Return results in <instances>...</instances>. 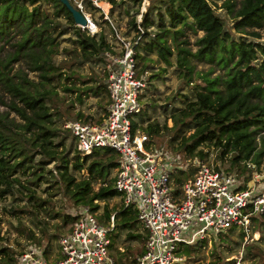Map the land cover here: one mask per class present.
Returning a JSON list of instances; mask_svg holds the SVG:
<instances>
[{
    "label": "trees",
    "instance_id": "trees-1",
    "mask_svg": "<svg viewBox=\"0 0 264 264\" xmlns=\"http://www.w3.org/2000/svg\"><path fill=\"white\" fill-rule=\"evenodd\" d=\"M50 1L55 5L51 13L43 6ZM68 1L78 9L72 0ZM108 1L116 4L115 0ZM133 1L140 5L142 0ZM85 2L96 8L91 0ZM213 3V0H150L138 22L135 16L129 20L124 35L133 33L134 41L139 37L137 43L133 44L136 66L145 60L141 53L156 54L159 60L171 64L170 58L175 52L176 65L187 84L191 81L193 71L190 57L214 62L219 68L225 69L223 75L212 78L207 72H196L204 84L195 85L193 99L188 100L184 96L183 107L175 113L171 112V127L157 122H147L142 127L141 124L146 121L144 115L147 114V103L132 119L131 132L134 134L141 128L147 136H157L162 130L176 129L169 139L172 144L180 138L173 147L175 152L190 160L194 157L204 159L207 154L203 148L213 146L218 150V158L228 161L229 169L226 171L247 172L251 175L253 169L260 171L259 165L264 157V43L255 40L260 37L257 32L245 28L264 27V0H240L237 9L236 0H224L222 3V7L236 20L235 30L252 36L253 40L243 36L233 38L224 18L216 13ZM61 17L65 19V24ZM103 22L115 32V27L109 24L108 19ZM189 25L203 32L196 40L198 48L195 52L185 46L186 41L180 39L184 27ZM66 27L72 30V42L76 44L74 48H64L70 56L91 63H105L109 61L107 53L118 55L102 31L91 33L87 28L81 29L75 25L70 11L61 0H0V40L15 39L13 52L4 58L0 57V87L12 98L9 107L24 120V123H18L9 119L5 112L0 113V197L12 195L16 198V195L23 193L20 189L23 188L29 191L27 197L33 198L34 191L23 185L21 175L27 183L37 185L45 169L42 164L53 161L74 203L88 205L92 211H96L100 209L99 201H104L98 220L106 223L115 211L114 230L125 231L126 240L143 241L144 231L136 210L122 208L120 202L117 210L109 208L107 204L111 198L119 195L114 188V178L110 177L111 171L117 166L119 154L106 147L97 148L89 154H80L74 146L73 152L76 153L69 158L65 153L67 134L62 133L59 127L48 125L53 122L52 119L48 120L47 103L52 102L55 94L48 85L55 76L61 75L54 57L59 52L61 37L68 31ZM17 60H22L28 70L36 72L40 80L36 82L28 78L23 71H16L12 75L10 64ZM144 67L141 65V68ZM74 73L71 72L66 78L73 79ZM219 84L223 85V89L219 88ZM64 89L74 92L77 100H81L82 94L100 96L107 92L106 84L96 80L90 86L79 87L73 83V86H65ZM106 114L107 108L104 109L103 117ZM76 119L93 120L91 115H83L80 111L76 113ZM189 129H193V132L185 137L183 132ZM57 138L60 140L56 142ZM73 142L75 145L72 138L70 146H73ZM151 142H146L145 146L149 147ZM36 156L39 158L36 159ZM248 164H253L254 168ZM83 170L86 175L77 180L73 172ZM45 172L52 174L50 169ZM183 176L182 172L174 175L175 181L180 182ZM96 183H100V186L94 190L93 185ZM261 217L264 221V213ZM65 218L67 222L74 220V216L70 215ZM239 234L241 239L244 238L243 232ZM221 235L226 234L216 237ZM116 237L111 235V247ZM216 237L210 236V239ZM205 240L203 238L195 244L184 245L179 253L186 258ZM116 252L117 264H135V258L126 260L127 253H131L130 247ZM246 253L253 257L260 255V252H253L251 248ZM17 260L12 249L0 248V264H15Z\"/></svg>",
    "mask_w": 264,
    "mask_h": 264
},
{
    "label": "built area",
    "instance_id": "built-area-1",
    "mask_svg": "<svg viewBox=\"0 0 264 264\" xmlns=\"http://www.w3.org/2000/svg\"><path fill=\"white\" fill-rule=\"evenodd\" d=\"M84 16L88 28L91 22ZM138 39L130 43L120 39L125 45L122 52L106 54L107 114L97 121H68L63 128L71 132L81 154L102 147L119 154L113 178L120 207L135 209L144 231L135 264H180L185 260L179 253L184 245L231 229L248 236L254 220L264 213V181L255 169L251 175L228 172L197 157L190 160L178 152L173 156L162 149L151 151L145 146L149 136L138 130L132 134L131 121L141 109L139 97L146 87L137 74L133 44ZM179 172L184 176L177 182L174 175ZM73 216L58 238L55 259L44 255L45 247L31 244L19 254L18 264H117L109 250L115 211L106 223L88 205H81Z\"/></svg>",
    "mask_w": 264,
    "mask_h": 264
},
{
    "label": "rangeland",
    "instance_id": "rangeland-1",
    "mask_svg": "<svg viewBox=\"0 0 264 264\" xmlns=\"http://www.w3.org/2000/svg\"><path fill=\"white\" fill-rule=\"evenodd\" d=\"M80 10L89 19L91 24L87 28L91 33L102 31L107 40L110 42L114 52L116 54L122 52L124 44L122 40L132 42L133 33L125 36L124 33L128 30L129 20L135 16L137 22L141 18V13L146 9L150 0H142L141 4H137L133 0H115L116 4H111L108 0H91V3L96 8L88 5L86 0H72ZM224 0H213V4L216 8V13L222 16L226 22V28L230 31L233 38L243 36L247 40H253L252 36L245 35L244 33L237 32L235 30V18L231 13L227 12L222 3ZM239 1L236 0L235 9L239 8ZM69 2V1H68ZM45 6L46 10L51 13L54 10V2H48ZM99 8V9H97ZM139 12V13H137ZM102 16V17H101ZM109 20L115 27V32L110 29V26L103 22L104 19ZM157 22L156 17H154ZM63 24L65 19L61 17ZM91 25H93L91 27ZM112 26V27H113ZM65 27V25L63 26ZM68 30L66 34L61 37L59 45V52L55 55L54 59L56 64L59 66L61 75L55 76L48 85V88H53L54 95L52 96V102H48V120L52 119L53 123H48L49 126L59 127L67 137L65 139V153L69 158L74 156V142L72 144V134L70 131H64L63 125L68 121L76 119V113L81 112L83 115H91L94 121L101 119L104 115V109L108 106L107 92L100 96H94L82 94L81 100L76 99V95L72 91L65 90V86H76L86 87L94 84V80L97 82L107 83L108 68L107 63H91L89 61H83L80 58H74L69 55L64 48L71 49L76 46L72 42L73 36L70 27H66ZM84 29V28H81ZM156 26L154 27V30ZM248 31L257 32L260 37L255 38L258 42L264 43V27L262 28H245ZM203 35L201 30H195L190 25L184 27V33L180 39L186 41L187 46L192 52H195L198 48L196 40ZM118 36V37H117ZM15 39L10 41L0 40V57L4 58L8 56L14 50ZM141 53V51H139ZM145 60L141 61L137 66V74L142 75L146 87L139 97L141 109L146 107L147 114L144 115L145 122L142 123V127L146 126L147 122H157L158 124H166L167 127L173 125L171 112H177L178 109L183 107V101L185 97L188 100L193 99L195 85H203V81L199 78V74L196 72H207L209 77L216 75H223L225 69L219 68L214 62L207 60H201L196 57H190V63L193 67L191 73V81L187 84L182 76L181 70L176 65V53L173 52L170 58L171 64H166L159 60L156 54L146 55ZM114 56V55H112ZM109 58V57H108ZM141 65L146 67L141 68ZM12 75H15L16 71L19 73L23 71L26 76L34 81H39L36 72H32L26 68L25 63L22 60L13 61L10 64ZM75 71L73 79H67L66 77ZM78 79H74L75 77ZM94 78V80L92 79ZM219 88L223 89V85L219 84ZM107 90V89H106ZM11 96L0 87V113L5 112L9 119H14L15 122L24 123V120L9 107ZM151 103V104H150ZM20 104V103H19ZM140 109V110H141ZM57 113V114H56ZM162 130L157 136H149L152 140L149 149L170 151L173 156H176L174 146L177 145L178 140L172 144L169 143V139L174 135L176 129ZM142 135H147L141 128L138 129ZM193 132V129L184 131L185 137ZM75 140V138H73ZM57 138L55 141H59ZM259 137L257 138V141ZM260 147V144H258ZM203 151L206 152L204 161L212 166H216L222 169H229V163L227 160H221L218 158V150L213 147H204ZM177 152V151H176ZM81 154V153H80ZM181 154V153H180ZM39 157L36 156V159ZM46 160H48L46 158ZM181 161H183L180 158ZM44 166V172L38 180L37 185H33L26 182L24 176L21 175L22 183L25 187L34 191L33 198H28L26 191L23 188L22 194L16 195L13 198L12 195H6L0 197V248L9 247L15 253L17 257L18 253L27 248V246L34 244L35 246L45 247L46 250L44 255L49 259H55L58 253V238L61 234L67 231L71 222L65 221V216H73L75 211L81 205V203H74L73 199L66 192L64 183L60 179L59 174L54 168V162L51 161L48 164H42ZM260 175L264 181V157L260 163ZM51 170L52 174L49 175L46 170ZM74 176L77 180L83 178L86 175L85 171H74ZM114 176V169L110 173V177ZM47 178V179H44ZM100 183L93 185L94 190H97ZM100 209L96 210V215L102 213V206L104 201H99ZM109 208L119 209V197H113L108 202ZM260 217L254 220L255 227L252 229L248 236L241 239L240 232L235 231L227 232L226 235H221L214 239H210L207 236L205 243L200 247L196 246L195 250L190 252V255H186L185 260L180 264H254L264 262V221ZM262 222V223H261ZM257 232H254L256 231ZM117 231L113 230L110 235L117 236L113 247L110 246L109 250L113 257L117 258L116 250L125 251L127 247H130L131 253H127L126 260L129 261L131 258H136L140 253L143 241L140 239L126 240L125 231L121 229ZM206 235H210L208 232ZM30 236H33L31 239ZM37 243V244H36ZM39 244V245H38ZM48 244V247L46 245ZM195 244V243H194ZM252 246V247H251ZM115 247V248H114ZM251 248L253 252H260L259 256L253 257L246 253ZM15 264H18L15 262Z\"/></svg>",
    "mask_w": 264,
    "mask_h": 264
},
{
    "label": "water",
    "instance_id": "water-1",
    "mask_svg": "<svg viewBox=\"0 0 264 264\" xmlns=\"http://www.w3.org/2000/svg\"><path fill=\"white\" fill-rule=\"evenodd\" d=\"M63 4H65L70 11L72 18L74 20L75 25L80 26V27H87V19L84 16V14L79 11L78 9L74 8L68 0H61Z\"/></svg>",
    "mask_w": 264,
    "mask_h": 264
},
{
    "label": "bare ground",
    "instance_id": "bare-ground-1",
    "mask_svg": "<svg viewBox=\"0 0 264 264\" xmlns=\"http://www.w3.org/2000/svg\"><path fill=\"white\" fill-rule=\"evenodd\" d=\"M93 25H91V27H92Z\"/></svg>",
    "mask_w": 264,
    "mask_h": 264
},
{
    "label": "clouds",
    "instance_id": "clouds-1",
    "mask_svg": "<svg viewBox=\"0 0 264 264\" xmlns=\"http://www.w3.org/2000/svg\"><path fill=\"white\" fill-rule=\"evenodd\" d=\"M79 10V9H78ZM80 11V10H79ZM80 27V26H79Z\"/></svg>",
    "mask_w": 264,
    "mask_h": 264
}]
</instances>
